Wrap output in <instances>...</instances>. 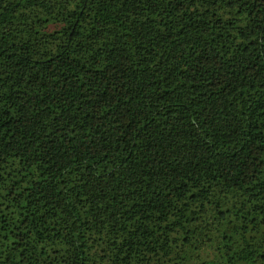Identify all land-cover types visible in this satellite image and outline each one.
<instances>
[{"label":"trees","instance_id":"obj_1","mask_svg":"<svg viewBox=\"0 0 264 264\" xmlns=\"http://www.w3.org/2000/svg\"><path fill=\"white\" fill-rule=\"evenodd\" d=\"M0 264H264V0H0Z\"/></svg>","mask_w":264,"mask_h":264}]
</instances>
